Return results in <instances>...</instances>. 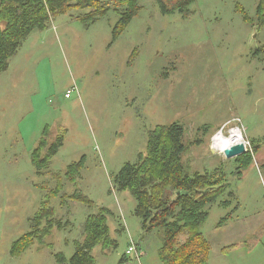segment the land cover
<instances>
[{
	"label": "rangeland",
	"instance_id": "374dc122",
	"mask_svg": "<svg viewBox=\"0 0 264 264\" xmlns=\"http://www.w3.org/2000/svg\"><path fill=\"white\" fill-rule=\"evenodd\" d=\"M101 1L112 7L107 16L89 28L75 19L78 8L55 18L0 74V264H58V252L72 257L82 226L99 207L114 213L109 225L119 246L109 255L97 247L98 264H163L162 235L143 232L136 200L115 188L114 177L146 151L151 130L177 121L191 139L204 138L186 164L202 174L221 167L229 184L202 228L212 244L210 264H264V26L253 22L261 0H195L174 13H163L160 4L169 9L176 0H140L141 12L115 42L119 0ZM233 128L243 132L248 151L259 146L247 169L214 148L215 136ZM47 130L44 155L62 143L51 170L64 172L82 157L86 163L76 183L63 178L52 200L65 226L13 255L60 183L39 176L31 160ZM76 190L97 206L67 202L64 194ZM231 191L233 204L221 207ZM132 243L142 257L125 256Z\"/></svg>",
	"mask_w": 264,
	"mask_h": 264
},
{
	"label": "trees",
	"instance_id": "16d2710c",
	"mask_svg": "<svg viewBox=\"0 0 264 264\" xmlns=\"http://www.w3.org/2000/svg\"><path fill=\"white\" fill-rule=\"evenodd\" d=\"M194 1L176 0L169 9L164 3L160 6L163 13L184 12L185 7ZM118 7L115 11L121 18L113 30V42L123 35L142 10L140 0H119ZM74 8L82 11L75 19L87 28L107 16L112 9L109 3L101 0H0V74L8 70L12 59L35 31L47 30L55 18ZM242 12L244 20L252 23L245 11ZM253 22L259 27L264 26V0L257 8V21ZM203 142V137L191 139L186 125L180 121L158 125L149 132L146 151L138 155L136 162L125 163L114 177L115 188L120 192H129L136 200L135 214L141 219L143 232L158 231L162 235L159 257L163 264H210L212 244L202 228L209 218L210 208L227 192L229 184L221 167L216 168L214 173L202 174L186 164L187 155ZM60 145L62 143L49 145L44 155L48 146L47 130L32 152L31 160L37 174L52 177L60 183L44 197L41 208L30 219V232L14 243L13 255L28 251L35 239L43 244L52 231L65 226L57 219L52 200L62 191L63 178L71 183L80 179L86 157L72 162L64 172L53 171L50 162L59 152ZM258 153L259 146H255L235 161L247 169ZM238 174L241 175L240 171ZM64 195L67 202L82 203L89 208L97 206L80 190ZM230 197L219 205L230 207L236 199L232 191ZM114 216L108 207H99L97 213L89 215L82 226V240H76L74 244L73 256L68 258L63 252L56 253L54 256L58 264H98L94 255L97 247L101 248L103 255L116 250L119 243L109 225ZM228 219H222L220 225L227 223ZM48 246L53 249L52 244ZM131 246H134V251L129 255L126 251L125 256H143L134 243Z\"/></svg>",
	"mask_w": 264,
	"mask_h": 264
},
{
	"label": "bare ground",
	"instance_id": "6f19581e",
	"mask_svg": "<svg viewBox=\"0 0 264 264\" xmlns=\"http://www.w3.org/2000/svg\"><path fill=\"white\" fill-rule=\"evenodd\" d=\"M243 140L244 136L240 128H233L228 135L220 131L214 138V148L225 154L226 148L240 143L244 144Z\"/></svg>",
	"mask_w": 264,
	"mask_h": 264
},
{
	"label": "water",
	"instance_id": "95a60500",
	"mask_svg": "<svg viewBox=\"0 0 264 264\" xmlns=\"http://www.w3.org/2000/svg\"><path fill=\"white\" fill-rule=\"evenodd\" d=\"M247 151L248 150H247L245 144H243V143L236 144V145H233L229 148H226L225 157L227 159H233V158H236L238 156L245 154Z\"/></svg>",
	"mask_w": 264,
	"mask_h": 264
},
{
	"label": "built area",
	"instance_id": "2783aa9c",
	"mask_svg": "<svg viewBox=\"0 0 264 264\" xmlns=\"http://www.w3.org/2000/svg\"><path fill=\"white\" fill-rule=\"evenodd\" d=\"M71 93H72V90H70V92L66 95V97H70ZM133 251H134V246H131V247L128 248L127 254L128 255L132 254Z\"/></svg>",
	"mask_w": 264,
	"mask_h": 264
},
{
	"label": "crops",
	"instance_id": "0c3cea01",
	"mask_svg": "<svg viewBox=\"0 0 264 264\" xmlns=\"http://www.w3.org/2000/svg\"><path fill=\"white\" fill-rule=\"evenodd\" d=\"M71 90H72V93H73L76 89H75V87H73ZM72 93H71V94H72ZM70 96H71V95H70ZM110 227H111V225H110Z\"/></svg>",
	"mask_w": 264,
	"mask_h": 264
}]
</instances>
